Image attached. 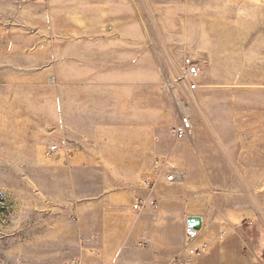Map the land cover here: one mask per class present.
Wrapping results in <instances>:
<instances>
[{
  "label": "rangeland",
  "instance_id": "374dc122",
  "mask_svg": "<svg viewBox=\"0 0 264 264\" xmlns=\"http://www.w3.org/2000/svg\"><path fill=\"white\" fill-rule=\"evenodd\" d=\"M186 58L176 141L163 77ZM175 194L183 227L230 221L234 264H264V0H0V264H102L105 232Z\"/></svg>",
  "mask_w": 264,
  "mask_h": 264
},
{
  "label": "crops",
  "instance_id": "0c3cea01",
  "mask_svg": "<svg viewBox=\"0 0 264 264\" xmlns=\"http://www.w3.org/2000/svg\"><path fill=\"white\" fill-rule=\"evenodd\" d=\"M169 191L179 189L172 187ZM173 197L172 206H158L156 211L148 206L128 224L114 228L113 234L105 232L98 240L103 246L102 264H234L239 261L234 258L229 237L225 236L230 221L209 219L189 210L183 227V200L177 194ZM193 217L200 219V227L191 239L184 238L188 231L186 221ZM143 243L144 249L139 247ZM203 244L208 248L204 255L189 254L188 250Z\"/></svg>",
  "mask_w": 264,
  "mask_h": 264
},
{
  "label": "built area",
  "instance_id": "2783aa9c",
  "mask_svg": "<svg viewBox=\"0 0 264 264\" xmlns=\"http://www.w3.org/2000/svg\"><path fill=\"white\" fill-rule=\"evenodd\" d=\"M201 77V69L199 64L194 60L186 58L182 63V73L171 81L167 76H164V84L168 90H171L173 105L177 113V122L173 126L171 136L176 141L191 138L193 136V123L192 115L189 107L194 99V93L198 89V84ZM174 85V86H172ZM56 151L55 147H50L47 151L49 155ZM155 176L163 177L166 183H173L176 181L177 176L174 173V167L167 161L157 160L154 163ZM154 183L146 181L145 186L147 189H151ZM145 202L141 198H136L132 204V209L136 212H140L144 209ZM140 247H144L143 244H139ZM204 246L197 248L191 252L192 255H200V252L204 250ZM70 264H82L79 261H73Z\"/></svg>",
  "mask_w": 264,
  "mask_h": 264
},
{
  "label": "water",
  "instance_id": "95a60500",
  "mask_svg": "<svg viewBox=\"0 0 264 264\" xmlns=\"http://www.w3.org/2000/svg\"><path fill=\"white\" fill-rule=\"evenodd\" d=\"M187 226H188V231H187V235L189 237H192L195 233L196 230L199 229L200 227V219L199 218H189L187 220Z\"/></svg>",
  "mask_w": 264,
  "mask_h": 264
}]
</instances>
